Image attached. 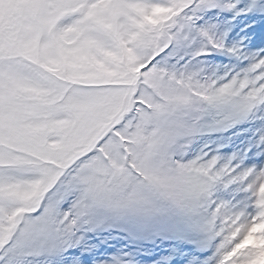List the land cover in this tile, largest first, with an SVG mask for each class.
I'll use <instances>...</instances> for the list:
<instances>
[{
	"label": "snow or ice",
	"instance_id": "snow-or-ice-1",
	"mask_svg": "<svg viewBox=\"0 0 264 264\" xmlns=\"http://www.w3.org/2000/svg\"><path fill=\"white\" fill-rule=\"evenodd\" d=\"M238 17L264 0H0V264H264Z\"/></svg>",
	"mask_w": 264,
	"mask_h": 264
},
{
	"label": "rangeland",
	"instance_id": "rangeland-1",
	"mask_svg": "<svg viewBox=\"0 0 264 264\" xmlns=\"http://www.w3.org/2000/svg\"><path fill=\"white\" fill-rule=\"evenodd\" d=\"M254 25H260L262 23H264V21L261 20H256L255 22H253L251 19L245 18V17H238L235 21L232 22L231 24V28L234 32L237 33V35H241L244 32L248 31V29L245 27L248 24H253ZM255 39V33H250L248 36V40L251 41ZM248 51L250 52H255L256 49L254 47H252L251 45L248 46ZM251 135V132H246L244 135L238 137L235 141L234 144L230 147L229 150H236L237 148H241L245 145V143L247 142L249 136ZM253 160L257 159V157L253 156L252 157ZM154 251H163V249L158 246L157 249H155ZM150 255L153 253H149ZM102 255H106V254H102ZM143 264H151L150 261H144Z\"/></svg>",
	"mask_w": 264,
	"mask_h": 264
}]
</instances>
